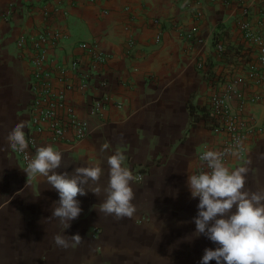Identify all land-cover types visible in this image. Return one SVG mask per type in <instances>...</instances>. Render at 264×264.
<instances>
[{
    "label": "crops",
    "instance_id": "obj_1",
    "mask_svg": "<svg viewBox=\"0 0 264 264\" xmlns=\"http://www.w3.org/2000/svg\"><path fill=\"white\" fill-rule=\"evenodd\" d=\"M262 17L264 0H0V264H200L204 249L216 245L203 234L186 238L195 230L198 203L187 175L194 173L197 151L218 141L204 112L209 94L218 78L246 67L240 21L255 25ZM46 25L65 35L54 50L59 61L86 58L79 41H96L108 54L98 64L108 104L101 115H91L88 97L69 91L88 134L74 144L40 146L62 152L57 171L71 174L77 166L100 163L101 186L108 182V156L124 152L125 165L142 175L132 182L131 218L99 212L106 193L88 191L78 195L82 211L64 230L51 215L58 193L45 177L27 175L9 145L16 122L26 121L28 132L32 69L15 39ZM214 34L225 51L215 50ZM244 90L260 95L240 110L254 130L242 139L241 157H230L227 165L250 161L245 187L264 190V80ZM105 142L109 148L101 150ZM75 233L83 238L76 247L55 244V235Z\"/></svg>",
    "mask_w": 264,
    "mask_h": 264
},
{
    "label": "clouds",
    "instance_id": "obj_2",
    "mask_svg": "<svg viewBox=\"0 0 264 264\" xmlns=\"http://www.w3.org/2000/svg\"><path fill=\"white\" fill-rule=\"evenodd\" d=\"M26 126L27 122L21 120L9 130L8 141L12 150L23 152L28 148ZM108 148L107 142L101 145V150ZM244 150L241 139L223 150H204L200 159L206 164V170L187 175V187L191 196L198 198V203L197 214L193 217L195 230L186 238L190 240L203 234L216 245L204 249L200 264H209L212 260L216 264H264V190L252 191L245 187L250 161L235 168L225 162L227 157L240 158ZM62 158V152L56 147L40 146L24 170L33 177H45L58 193L57 206L51 215L60 219L64 230L82 211L78 195H86L88 191L97 196L101 191L106 193L99 212L117 218H131L135 214L132 182L136 177L124 163V152L117 150L108 156V182L105 186L97 183L104 171L100 163L77 166L70 174L57 171ZM82 239L79 233L54 237L55 244L65 249L76 247Z\"/></svg>",
    "mask_w": 264,
    "mask_h": 264
},
{
    "label": "built area",
    "instance_id": "obj_3",
    "mask_svg": "<svg viewBox=\"0 0 264 264\" xmlns=\"http://www.w3.org/2000/svg\"><path fill=\"white\" fill-rule=\"evenodd\" d=\"M43 16L49 17L50 11L44 10ZM240 27L246 40V49L240 60L246 67L244 72L235 73L228 79L218 78L209 94L204 112L208 114L209 127L218 141L197 151L194 172L206 170V164L200 159L204 150H223L254 130L253 124L240 115V110L245 103L256 102L260 98L258 94L246 95L244 87L264 80V17L255 25L249 20H241ZM64 37L58 28L46 25L35 33H22L15 39L17 49L24 53L32 66L26 105L28 148L23 152L13 151L25 166L44 142L61 140L74 144L88 134L87 121L67 98L69 91L76 89L88 97L87 111L91 115H101L108 104V97L102 91L107 80L98 69V64L108 59V54L99 48L96 41H79L77 46L86 58L76 55L68 63L59 61L54 50L61 46ZM159 39L160 34H157L155 41ZM214 48L219 53L224 51L220 42ZM229 158H226V164ZM135 177V181L142 179L140 173Z\"/></svg>",
    "mask_w": 264,
    "mask_h": 264
},
{
    "label": "trees",
    "instance_id": "obj_4",
    "mask_svg": "<svg viewBox=\"0 0 264 264\" xmlns=\"http://www.w3.org/2000/svg\"><path fill=\"white\" fill-rule=\"evenodd\" d=\"M219 40H220V39L218 38V36H217L216 34H214V35H213V41H212V42H213V45H215L217 42H219ZM224 51H225V50H224Z\"/></svg>",
    "mask_w": 264,
    "mask_h": 264
}]
</instances>
